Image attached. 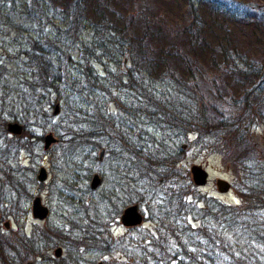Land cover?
Wrapping results in <instances>:
<instances>
[{"label":"rangeland","instance_id":"1","mask_svg":"<svg viewBox=\"0 0 264 264\" xmlns=\"http://www.w3.org/2000/svg\"><path fill=\"white\" fill-rule=\"evenodd\" d=\"M95 1L110 11L106 20L108 26L101 29L102 33L109 31L114 24L117 28L122 25L123 19H118L114 13L129 23L131 21L133 28L139 31L143 29L145 18L150 21L152 18L159 20L155 28L164 26L168 30L186 26L189 20L193 21L202 31L200 41L205 43L206 49L199 63L209 73H216L213 66H210L212 57L215 65H223L221 53L228 52L231 57L236 56L235 60L238 55L249 57L264 53V0H80L81 6L89 13ZM13 2L14 5L0 0V12L17 11L22 17L20 21L18 15L13 13L8 19L0 18V76L17 83V79L22 77L17 64L24 56L22 51L26 49L25 39L40 36L44 40L41 45L53 60V66L66 69L70 74V83L75 84V88L66 85L73 91V98L67 101L63 99V92L61 98L56 94L50 95L45 115L39 118L14 119L6 115V135L18 138L19 144L13 145L5 154H0V234L10 238V230L19 229L28 237L35 226L42 228L45 223L57 228L59 233L47 231L41 237V256L36 264H50L52 262L49 258L58 260L53 264H62L59 262L62 259L63 264H71V260H74V264H160L161 260L163 264L168 260L171 261L167 264H193L190 263L193 262L191 258L178 256L182 251L177 240L183 241L186 236L195 235L192 229H198L201 224L202 214L198 210L203 207L205 198L227 205L239 204L232 188L238 175L231 159L219 150L210 136L200 142L191 134L178 138L171 130L162 125L150 124L145 116L139 114L136 107L138 104H133L138 102L136 94L130 88L114 82L121 79L120 76L131 64L128 53L117 46L110 48L108 53L99 50L94 35L102 37L103 34L95 33L92 23L84 21L81 12L74 11L72 0L29 2L28 5L35 12V21L22 13L25 0ZM41 3L43 7L39 6ZM71 20L72 27L67 28V22ZM118 34V31H114L115 38ZM171 38L172 35L167 39ZM119 41L123 43L121 39ZM113 42L117 44V41ZM86 60L93 61L91 68L101 77H105L107 72L112 74L107 84L112 92L110 96H106L95 83L88 82L90 87H86L87 83L79 68V63L86 65ZM72 79H79L81 89L85 87L96 96L84 98L79 94L77 82L74 83ZM122 82L127 84L126 79ZM76 86L79 89L77 93ZM118 101L126 104H117ZM56 104L60 108L58 116L53 115ZM120 107L125 108V111ZM95 109L109 119L112 138L113 135L117 138L114 134L117 130L128 149L129 142L150 147L152 142L161 141L167 150L180 147L181 160L176 168L186 173L187 177L178 175V182L165 184L157 178L150 180V175L145 179L144 173L131 177L130 165H121L123 160L119 161L114 154L109 155L105 148L100 149L104 151L102 160H99L100 150H81L69 161L63 158L58 131L67 126L85 128V120L94 114ZM6 123L20 124L23 131H26L25 136H11L6 131ZM249 133L253 135L257 150L264 153V124L251 127ZM49 134L57 139V143L45 151L43 139ZM114 138L111 139L112 143L117 141ZM152 148L156 149L157 146ZM194 165L207 170L209 181L206 186L195 188L192 185L190 168ZM42 167L47 172L45 183L37 180ZM73 168L75 173L71 171ZM94 175L101 178V185L96 191L90 189ZM218 179L230 183L228 193H218L215 185ZM65 180L70 187L59 191ZM15 182L19 184L17 189L11 187ZM70 189H73L74 195H69ZM131 190L139 193L140 202L129 204V197L133 194ZM106 192L115 195L112 199L103 197L104 201H100L99 196ZM57 193L74 198L81 205L72 206L67 201L63 202ZM177 194L178 199L175 197ZM37 197L49 209V215L43 222L31 217L32 201ZM10 200L15 202L12 211L8 209ZM178 202L182 205L180 216L174 212ZM133 205L138 206L143 221L139 226L126 228L119 218L127 207ZM170 216L173 217L168 219ZM169 221H174L179 236L170 235ZM183 226L190 230L185 232L186 236L181 230ZM218 229L226 237H234L220 227ZM58 247L62 249L61 256L54 258V251ZM158 247L164 248L167 253L165 257H162ZM17 248L21 250L20 246ZM173 258L177 261H172Z\"/></svg>","mask_w":264,"mask_h":264},{"label":"trees","instance_id":"2","mask_svg":"<svg viewBox=\"0 0 264 264\" xmlns=\"http://www.w3.org/2000/svg\"><path fill=\"white\" fill-rule=\"evenodd\" d=\"M13 1L6 0L14 5ZM29 2L37 3L38 0H28L27 3L25 0L22 13L35 21V12L28 5ZM71 3L74 11L81 12L80 16L84 21L92 23L95 33H102L101 29L108 26L106 20L110 11L100 6L98 1L92 4L91 13L86 12L80 0H72ZM39 6L43 7L42 3ZM13 13L22 21L17 11L0 12V18L8 19ZM114 15L123 19L122 25L117 28L114 24L113 28L102 33V37L94 35V42L98 41V49L106 53L113 46L128 53L131 64L120 76L121 79L113 81L130 88L136 94L138 102L133 104H138L136 107L139 114L145 116L150 124L162 125L171 130L178 138L191 134L200 142L206 137H212L215 145L231 159L237 171L238 178L232 188L239 204L227 205L205 198L203 207L198 210L202 214L201 224L198 229H192L195 235L187 237L185 232L189 227L183 226L181 229L186 238L183 241L177 240L182 251L178 256L191 258L193 262L190 263L193 264H264V153L257 150L253 135L249 133L251 127L264 124V53L249 57L245 54L238 55L237 60L234 59L236 56L231 57L228 52L221 53L223 65H215L212 57L210 66H213L216 73H209L199 63L206 49L205 43L200 41L202 31L193 21L189 20L186 26L168 30L164 26L155 28L159 20L152 18L150 21L145 18L143 29L139 31L133 28L131 21L127 22L119 14ZM72 24L73 20L67 22L66 27L70 28ZM114 31L119 32L117 38ZM170 35L172 38L167 39ZM25 40L26 49L22 51L24 56L17 64L22 77L15 83L0 76V154H5L13 145L19 144L18 138L6 135V115L14 119L39 118L45 115L50 95L56 94L61 98L63 92V99L66 101L73 98V91L69 87L73 89L75 84L71 85L70 74L66 69L53 66V60L41 45L44 40L40 36L27 37ZM92 63V60H86L85 66L79 63L86 87H90L88 82L95 83L106 96H110L112 92L110 93L107 84L110 83L112 74L106 71L107 75L101 77L91 68ZM124 79L127 84L122 82ZM78 80L72 79L74 83L77 82L80 95L86 99L96 96L85 87L81 89ZM167 83L169 85H165ZM78 87L75 93L79 91ZM117 104L126 103L118 101ZM120 108L125 111V108ZM85 123V128L67 126L58 131L62 157L66 160H73L81 150L97 151L105 148L109 155L114 154L116 159L123 160L121 165H130L131 177L144 173L145 179L150 175V180L157 178L163 184L178 182V175L187 177L186 173L176 168L181 160L180 147L167 150L161 141L152 142L150 147L129 142L128 149L117 130L114 133L117 138L113 135L117 141L112 143L109 119L96 109ZM25 134L26 131H23L21 136ZM74 165L76 166L75 163ZM74 169L71 170L72 173H75ZM67 183V180L63 181L59 191L69 188ZM18 185L15 182L11 187L17 189ZM72 190H68L69 195H74ZM132 193L135 195H130L129 204L140 202L141 198L137 195L139 193L134 190ZM114 195L113 192H106L99 198L104 201V198L112 199ZM57 196L72 206L81 205L80 201L61 193H57ZM175 197L178 199L179 195ZM9 203L8 209L12 211L15 202L10 200ZM181 209V202H178L174 211L177 216H180ZM163 215L166 219V214ZM169 223L170 235L179 236L174 228V221ZM48 224L45 223L42 228L35 226L28 237L19 229L10 230V238L0 234V264H36L41 256V237L47 231L59 233L57 228ZM218 227L234 237H226ZM18 246L21 250H18ZM158 248L162 257H165L167 253L164 248ZM191 249H195L194 252L189 251ZM63 260L59 262L63 264ZM174 260L177 261L173 258L172 261ZM49 261L52 262L50 264L58 262L51 258ZM170 261L165 262L167 264ZM161 262L162 260L159 263L163 264Z\"/></svg>","mask_w":264,"mask_h":264},{"label":"water","instance_id":"3","mask_svg":"<svg viewBox=\"0 0 264 264\" xmlns=\"http://www.w3.org/2000/svg\"><path fill=\"white\" fill-rule=\"evenodd\" d=\"M59 110H60L59 105L56 104V107H54L53 115L58 116L60 112ZM6 131L11 136H20L23 132V127L18 123H15V124L6 123ZM43 143H44V150L47 151L50 149L52 144L57 143V139H55L51 134H49L44 137ZM262 143L264 146V142ZM103 157H104V151L100 150L99 160H102ZM190 175H191L190 177L191 183L195 188L204 187L207 185L209 181V177H208L209 174L207 170L197 165H194L190 168ZM37 180L38 182H41V183L46 182L47 172L45 168L42 167L40 169L37 175ZM100 185H101V178L98 175H94L90 182V189L92 191H96L100 187ZM215 185H216L218 193L220 194L228 193L231 189L229 186L230 183L222 179L216 180ZM31 214H32L31 217L36 221L43 222L47 219L49 215V209L46 206H43L40 197H37L32 201ZM119 220L124 227L130 228V227H136V226L141 225L143 221V216L138 212V206L133 205V206L127 207L124 210V212H122V215L120 216ZM61 253H62V249L58 247L54 251V256H55L54 258L60 257ZM98 264H101V263H98Z\"/></svg>","mask_w":264,"mask_h":264},{"label":"flooded vegetation","instance_id":"4","mask_svg":"<svg viewBox=\"0 0 264 264\" xmlns=\"http://www.w3.org/2000/svg\"><path fill=\"white\" fill-rule=\"evenodd\" d=\"M72 258H73V257H72ZM72 258H71V259H72ZM71 262H72L71 264H74V260H71ZM101 264H104V263H103V262H101Z\"/></svg>","mask_w":264,"mask_h":264}]
</instances>
